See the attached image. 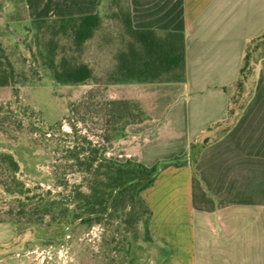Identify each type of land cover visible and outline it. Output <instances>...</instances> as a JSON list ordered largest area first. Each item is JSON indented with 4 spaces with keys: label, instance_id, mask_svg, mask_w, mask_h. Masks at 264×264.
I'll return each mask as SVG.
<instances>
[{
    "label": "crops",
    "instance_id": "obj_1",
    "mask_svg": "<svg viewBox=\"0 0 264 264\" xmlns=\"http://www.w3.org/2000/svg\"><path fill=\"white\" fill-rule=\"evenodd\" d=\"M99 0H25L29 19L93 14ZM138 30L180 32L181 83L113 84L140 103L105 157L151 167L189 153L190 142L226 117L244 43L264 31V0H128ZM10 95L0 88V99ZM153 243L130 247L132 264H264V58L234 126L203 147L194 167L161 170L142 192Z\"/></svg>",
    "mask_w": 264,
    "mask_h": 264
},
{
    "label": "trees",
    "instance_id": "obj_2",
    "mask_svg": "<svg viewBox=\"0 0 264 264\" xmlns=\"http://www.w3.org/2000/svg\"><path fill=\"white\" fill-rule=\"evenodd\" d=\"M7 1L13 5L9 21L22 24L24 30L33 34L32 65L36 64V68L32 76H39L37 67H40L45 76L57 85H80L88 81L99 83L97 80L103 72L97 73L98 78L94 77L91 66L83 59H78L86 43L96 37L97 56L103 54L104 47L114 50L109 62L111 66L104 71L105 84L181 83L186 79L184 35L180 32L134 29L128 0H99L98 9L93 14L44 19H29L25 0ZM102 5L106 11L111 9L113 16L119 19L121 28L117 34H109L103 27L100 16ZM21 12L23 18H19ZM100 32L102 34L97 37ZM62 40L67 42L64 47ZM262 58L264 31L244 43L238 77L232 83L234 93L228 97L226 117L208 126L191 141L188 155L185 153L158 161L151 167L129 160L117 162L105 157L109 145L122 137L129 125L146 119L137 101H109V123L104 136L107 145L98 144L88 148V155L77 160L79 170L84 175V190H73L60 209L68 232L79 227L89 229L93 225L110 226V250H118V255L109 258L105 264H132L131 245L138 242L153 243L149 230L152 212L142 192L153 185L161 170L168 167L193 168L200 150L223 137L234 126L252 94L256 66ZM17 76H21L24 82L29 81L28 74L15 71L10 56L0 42V88L11 89L14 97L19 88ZM0 165L11 173L10 183L5 182V191L23 196L27 192L24 183L14 177L19 171L16 159L9 153L0 152ZM138 178L141 180L119 188ZM55 205L57 202H51L45 210H52Z\"/></svg>",
    "mask_w": 264,
    "mask_h": 264
},
{
    "label": "rangeland",
    "instance_id": "obj_3",
    "mask_svg": "<svg viewBox=\"0 0 264 264\" xmlns=\"http://www.w3.org/2000/svg\"><path fill=\"white\" fill-rule=\"evenodd\" d=\"M12 12V3L0 0V42L15 71L28 74L29 81L17 76V96L10 89V95L0 99V152L16 159L19 171L14 177L27 192L7 193L4 186L11 173L0 165V264H105L118 255V250H110V226L79 227L70 233L60 209L73 190H84L77 160L88 155V148L107 145L108 102L120 100L119 92L109 89L113 84L104 83L114 50L104 47L97 56L94 37L78 57L91 66L94 77L103 72L99 83L57 85L40 67L39 76H32L33 34L9 21ZM112 13L102 5L103 27L117 34L121 25ZM66 43L61 42L63 47ZM51 202L57 205L45 210Z\"/></svg>",
    "mask_w": 264,
    "mask_h": 264
},
{
    "label": "water",
    "instance_id": "obj_4",
    "mask_svg": "<svg viewBox=\"0 0 264 264\" xmlns=\"http://www.w3.org/2000/svg\"><path fill=\"white\" fill-rule=\"evenodd\" d=\"M159 169H160V167L158 166V170H159ZM137 180H141V178H138V179L131 180V181L127 182L126 184H124V185H121L119 188H122V187H123V186H125V185L132 184L133 182H135V181H137Z\"/></svg>",
    "mask_w": 264,
    "mask_h": 264
}]
</instances>
